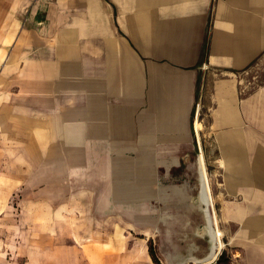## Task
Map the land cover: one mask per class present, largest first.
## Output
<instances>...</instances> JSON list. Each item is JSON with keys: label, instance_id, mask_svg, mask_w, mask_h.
<instances>
[{"label": "crops", "instance_id": "obj_1", "mask_svg": "<svg viewBox=\"0 0 264 264\" xmlns=\"http://www.w3.org/2000/svg\"><path fill=\"white\" fill-rule=\"evenodd\" d=\"M0 11L7 13L0 22L3 118L12 116L19 135L36 141L35 179L43 174V140L81 149L69 154L85 158L95 183L83 194L99 206L117 203L106 199L123 188L197 190L189 164L200 154L210 229L227 246L204 259L213 236L202 230L203 203L196 192L172 196L163 218L189 225L183 236L194 242L183 249L180 238L164 264H264V79L244 90L238 77L264 52V0H3ZM11 75L18 77L13 102ZM107 158L114 167L130 164L132 180H108L100 166ZM97 251L106 262L103 246Z\"/></svg>", "mask_w": 264, "mask_h": 264}, {"label": "rangeland", "instance_id": "obj_2", "mask_svg": "<svg viewBox=\"0 0 264 264\" xmlns=\"http://www.w3.org/2000/svg\"><path fill=\"white\" fill-rule=\"evenodd\" d=\"M2 6L3 0H0V10ZM6 15L0 11V22ZM16 31L15 27H11L12 36ZM2 36L0 29V39ZM3 58V50L0 49V90L7 81L3 76ZM11 63V72L15 74L18 61L12 60ZM11 77L10 101L13 102V92L18 89V77ZM238 77L244 90L264 79V52L240 70ZM2 101L3 94L0 92V264H73V258L78 264H156L149 246L157 260L164 264L168 259L167 251L173 246L177 249L180 238L183 249L187 248L189 241L194 242L190 235L183 236L189 225H186V229H180L178 220L163 218V213L170 209L163 202L172 196H193L195 189L123 188L117 190L116 199H106L117 203L99 206L94 204L96 199L92 195L89 198L83 194V185L95 183L93 173L86 171L88 166L84 163L85 158L82 155H70L73 151L70 144L50 140L39 142L43 174L41 179H35L36 141L30 139L27 133L19 135L12 116L4 120ZM202 131L207 132V127L203 125ZM207 142H202L203 160L206 170L210 171L213 161ZM77 149V146L74 147L73 152L82 153L81 149ZM65 153L68 155H63ZM113 160L107 158L100 162L107 179L130 182V164L127 162L128 166L125 163L121 166V160H117L118 165L114 167L116 162ZM41 162L39 157L37 168H40ZM192 163L195 164L194 157L190 159L189 165ZM137 192L139 198L132 196ZM170 207L178 208L179 205ZM188 207L187 213L193 214ZM149 214L156 218L148 220ZM193 221H187L186 224L192 225ZM167 229L173 236L168 235ZM219 240L223 242L221 248H226V238L222 236ZM99 245L107 251L104 263L99 260V252H95ZM170 255L176 259L175 253ZM183 264L192 262L188 260Z\"/></svg>", "mask_w": 264, "mask_h": 264}, {"label": "bare ground", "instance_id": "obj_3", "mask_svg": "<svg viewBox=\"0 0 264 264\" xmlns=\"http://www.w3.org/2000/svg\"><path fill=\"white\" fill-rule=\"evenodd\" d=\"M195 168H196V179H197V184H198L197 190H196V198L203 203L204 212H205V215L207 218V224L204 225L202 230H205V229L210 230L212 232V236H213L211 238V242H210V250H209L207 256L204 258V259H206V258H211L216 254V252L220 248V240H219L217 228H213L212 230L210 229L211 228L210 224L213 222V219H211V216L208 214V212H209L208 208L206 209V207L209 206V203L211 201L210 200V191H209V188L207 185L204 166H203L202 158H201L200 154H198L196 156ZM195 241H196V239H195ZM189 257L193 260L197 259L195 256H189ZM167 261H169V260L167 259Z\"/></svg>", "mask_w": 264, "mask_h": 264}, {"label": "trees", "instance_id": "obj_4", "mask_svg": "<svg viewBox=\"0 0 264 264\" xmlns=\"http://www.w3.org/2000/svg\"><path fill=\"white\" fill-rule=\"evenodd\" d=\"M149 249H150V253L152 254V257H153V260L155 261V263H156V264H161V263L157 260L155 254L153 253V250H152L151 246H149Z\"/></svg>", "mask_w": 264, "mask_h": 264}]
</instances>
